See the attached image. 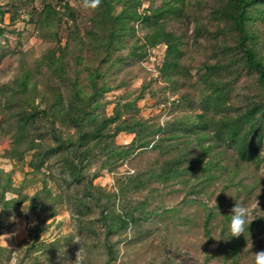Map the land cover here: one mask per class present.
Returning <instances> with one entry per match:
<instances>
[{"label":"trees","instance_id":"trees-1","mask_svg":"<svg viewBox=\"0 0 264 264\" xmlns=\"http://www.w3.org/2000/svg\"><path fill=\"white\" fill-rule=\"evenodd\" d=\"M19 20L48 45L30 66L19 60L7 78L4 60L22 52L9 36L21 35L22 29L15 27ZM159 46L163 49L158 62L146 66L144 60ZM135 66L144 72L142 80L115 96L107 113L100 99L113 87L125 89L137 76ZM158 81L164 84L153 88ZM197 86L198 96L193 97L188 88ZM147 93L160 105L149 118L138 114V101ZM167 105L183 112L163 121L160 113ZM64 127L73 132H64ZM121 132L132 137L117 144L114 139ZM1 136L9 140L6 156L24 160L28 154L31 171H40L48 159L59 156L58 172L69 187L85 182L89 188L101 169L112 170L140 149H145V156L149 150L156 165L125 176L124 185L133 191L147 188L154 179L161 184L189 183L200 176L194 174L197 171H208L201 182L210 180L217 177L213 170L228 167L239 183L241 177L235 174L240 164L255 168L264 164V0H101L95 11L85 10L82 0H0ZM98 158L99 166L90 171ZM11 182L8 173L5 180L0 178V234L2 215L10 214L9 207L21 201L5 197L7 190H18ZM255 186L244 190L241 204ZM120 189L124 191L123 186ZM78 192L69 199L74 219L82 222L79 213H84V206L98 208L105 234L101 243L105 259L100 264H116L118 250L109 236L156 213L143 212L149 195L118 210L109 201L111 194L101 201L88 189ZM39 201L35 196L34 208ZM203 207L198 226L205 246L213 247L202 264L212 255L229 264H254V253L264 251L258 232L264 229L260 225L264 214L253 215L244 235L218 241L213 236L227 239L231 211ZM175 209L161 206L162 213ZM136 226L135 232L140 229ZM37 239L35 231L24 251L31 263L39 257L36 251L51 259L59 250L58 239L47 244ZM4 249L0 244V253Z\"/></svg>","mask_w":264,"mask_h":264},{"label":"rangeland","instance_id":"rangeland-1","mask_svg":"<svg viewBox=\"0 0 264 264\" xmlns=\"http://www.w3.org/2000/svg\"><path fill=\"white\" fill-rule=\"evenodd\" d=\"M72 3L75 7H79V3L73 1ZM143 3L148 5L147 1ZM157 3L158 1H155L151 5ZM15 27L22 29L21 35L18 37L17 34L10 33L9 36L12 45L19 46L18 48L22 52L12 54L4 60L3 77L7 78L15 70L19 60L30 66L33 59L38 57L48 45L34 33L31 26L25 25L23 20L17 21ZM17 37L20 38L21 43L19 44L16 43ZM162 49V46L156 47L154 53L143 63L151 67L154 62H158V55L162 53ZM135 69L138 77L132 78L130 84L125 85V89L113 87L100 99L104 102V111L111 113L113 102L116 100L115 96L121 94L122 91L138 86L144 72L138 66H135ZM147 76V78L150 77ZM163 84L164 82L158 81L153 88L158 89ZM187 88L180 89L179 93ZM188 90L192 92L193 97L198 96V86L188 88ZM160 93L158 91L159 96ZM165 94H170L169 90H166ZM138 106L139 116L149 118L159 110L160 105L155 101L153 95L147 93L143 99L138 101ZM177 109L172 110L169 105L165 106V110L160 113V119L164 121L173 113L183 112L181 108ZM63 130L64 132H73V128L64 127ZM131 137L132 134L121 132L115 136L114 140L117 144H123L128 142ZM8 146V138L1 136L0 178L3 181L7 173L10 174L11 184L18 190H7L5 197H13L21 201L9 207L10 214L1 217L0 244L5 249L0 253V264H28L30 258L24 255V251L30 243L31 234L35 231H38L37 241L40 243L47 244L53 239H58L59 250L51 259H44L43 252L36 251L34 253L39 254V257L35 263L30 262V264H73L79 247L85 255V264H100L105 259L101 244L105 236L104 226L99 219V210L93 204L91 209L83 207L84 213H79L82 222L77 223L73 217L75 214L69 207V199L77 190H79L78 194H84L88 189L95 196L100 195L101 201L106 200L108 194H111L109 201L113 200L118 210L128 204H137L138 200H142L146 194L149 195V202L143 207V212L155 209L156 213H153V216L149 215L148 218L143 216L140 218L138 225L140 229L138 230L141 233L135 232L133 227L136 224L134 226L132 224L126 230L109 236V240L115 243L118 250L116 264H202L206 254L210 253L213 247L205 246L202 229L198 226L206 211V208L203 207L204 204L213 206L215 212H222L228 207L231 210L235 202L242 203L244 190L251 184H256V186L248 194L245 204L252 206V217L264 214V164L259 168L240 164L239 170L237 169L238 173L235 174L241 177L239 183H236L235 179L231 177L232 174L227 170L228 167L223 170H213L217 173V177L210 180L201 182L200 180L206 177L208 171H197L194 174L200 176L195 180L190 178L193 180L189 183L182 180V182L168 181L161 184L157 179H154L149 182L147 188L133 191L127 184L124 185L125 176L132 175L139 169L145 170L156 165L152 161L154 155L151 154V156L148 150L145 156V149H140L118 163L112 170L101 169L99 175L92 178L89 188L83 185L85 182L78 187L72 185L69 187L62 180V174L58 172L60 169L59 156L54 155L48 159V166L45 165L40 171H31L27 165L29 155L26 154L24 160L8 157L4 152ZM100 162V158L96 159L91 164L90 171L97 168ZM191 185H194V193L189 191ZM121 186L124 188L123 192H121ZM149 187L156 189L152 190ZM35 196H39L42 201L37 208L33 207ZM162 205L164 207L174 206L176 209L162 213ZM230 206L232 207L230 208ZM51 208L54 211L48 214L52 210ZM37 224L40 225V228L42 226V229L38 227L32 231ZM261 224L264 226V220ZM258 232H260L259 236L264 239V229ZM76 237L80 239V245L72 242ZM206 264L229 263L222 261L217 255H212Z\"/></svg>","mask_w":264,"mask_h":264},{"label":"clouds","instance_id":"clouds-1","mask_svg":"<svg viewBox=\"0 0 264 264\" xmlns=\"http://www.w3.org/2000/svg\"><path fill=\"white\" fill-rule=\"evenodd\" d=\"M101 5V0H82V7L85 10L95 11ZM258 206V201H257ZM230 222L227 229V239H217L216 240H229L232 238H238L241 235H244L245 226L252 223V212L253 208L251 205L236 203L231 208ZM31 226V225H30ZM73 243L80 245V239L78 237L74 238ZM85 255L82 252L81 247L75 254V260L73 264H85ZM254 264H264V251H259L254 253Z\"/></svg>","mask_w":264,"mask_h":264}]
</instances>
